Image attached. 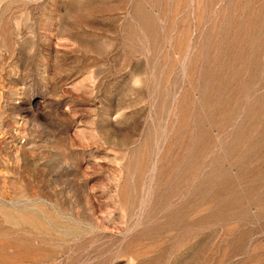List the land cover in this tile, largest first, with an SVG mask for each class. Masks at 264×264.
Masks as SVG:
<instances>
[{
  "label": "rangeland",
  "instance_id": "rangeland-1",
  "mask_svg": "<svg viewBox=\"0 0 264 264\" xmlns=\"http://www.w3.org/2000/svg\"><path fill=\"white\" fill-rule=\"evenodd\" d=\"M0 264H264V0H0Z\"/></svg>",
  "mask_w": 264,
  "mask_h": 264
}]
</instances>
